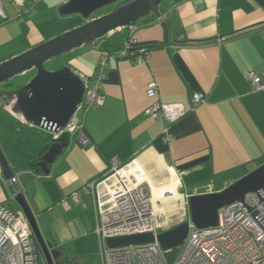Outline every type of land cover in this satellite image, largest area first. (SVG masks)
Instances as JSON below:
<instances>
[{"label":"crops","instance_id":"obj_1","mask_svg":"<svg viewBox=\"0 0 264 264\" xmlns=\"http://www.w3.org/2000/svg\"><path fill=\"white\" fill-rule=\"evenodd\" d=\"M67 1L26 0L19 13L11 0H2L7 19L0 17V64L83 24L79 15L59 14ZM160 11L162 19L123 29L113 43L98 41L95 48L83 46L49 62V70L70 65L87 84H98L105 99L81 112L88 144H81L79 133L71 135L48 175L35 163L55 133L27 124L10 107L0 110V146L16 178L14 186L0 166V204L22 216L14 197L24 195L44 238L71 263L103 264L95 192L83 189L116 165H135L128 175L144 174L149 185L175 182L182 200L220 192L264 163V89H254L248 79L252 73L264 85V0H167ZM163 21L171 30L167 45ZM131 37L158 47L147 58L120 57ZM105 49L109 57L102 67ZM34 75L15 78L14 87ZM151 82L159 86L161 103L189 108L194 94L205 95L169 127L170 141L166 121L146 114ZM78 191L76 203L72 194Z\"/></svg>","mask_w":264,"mask_h":264},{"label":"water","instance_id":"obj_2","mask_svg":"<svg viewBox=\"0 0 264 264\" xmlns=\"http://www.w3.org/2000/svg\"><path fill=\"white\" fill-rule=\"evenodd\" d=\"M163 1L69 0L61 5L58 11L62 17L79 15L85 22L0 64V110L10 107L11 112L20 115L27 124L53 133L64 131L83 104L87 83L70 65L49 70L46 64L83 46L95 48L98 41L102 45L113 43L121 30L131 28L142 20L150 17L162 19L160 5ZM114 4L113 11L93 17L97 11ZM161 24L165 31L164 44L167 45L171 39L170 25L167 21ZM33 70L35 75L27 83L14 87L15 78ZM68 145V142L54 140L35 166L48 175L50 165L56 162ZM0 166L4 177L12 179L14 173L1 146ZM261 190H264V163L220 192L191 195L188 200L190 221L158 234L146 232L110 237L105 244L109 249L154 243L160 244L166 252L178 249L189 235L190 222L199 230L216 228L220 224L222 209L236 203L247 206V197L259 195ZM14 200L36 239L37 264H79L71 263L51 240L44 238L24 195L17 192ZM12 210L19 213L15 208Z\"/></svg>","mask_w":264,"mask_h":264},{"label":"built area","instance_id":"obj_3","mask_svg":"<svg viewBox=\"0 0 264 264\" xmlns=\"http://www.w3.org/2000/svg\"><path fill=\"white\" fill-rule=\"evenodd\" d=\"M26 0H11L18 12L23 11ZM0 17L7 19L2 0H0ZM135 37L128 38L119 51L120 57L138 54L140 59L147 58L150 49L139 46ZM109 54L103 53L101 66L104 67ZM254 89H264L259 77L248 74ZM159 86L151 82L146 90L153 100L146 114L152 119L166 121L168 127L164 137L172 140L169 127L177 123L186 114L203 103L205 95L194 94L190 107L181 103H161L157 100ZM105 96L98 84H87L83 104L79 107L70 124L64 131L54 134L55 141L61 136L70 137L79 133L82 145L89 142L86 136L81 112L89 108L100 107ZM113 174L98 182L90 183L84 191L95 192L96 229L95 233L101 244L103 264H264V190L259 195H249L246 205L236 203L220 211V224L216 228L199 230L190 222V232L173 263L167 259V252L160 244H146L125 248L109 249L105 240L110 237L152 232L158 234L163 230L166 217L157 211L153 203V193L147 182L129 180L124 176L122 167L116 165ZM10 183L15 186L16 178ZM80 192L72 194V200H80ZM172 198L164 192L161 198ZM159 204H161V199ZM189 199V196H188ZM249 208L251 210H249ZM188 221L189 218H188ZM0 264H36L35 238L28 220L15 213L6 203L0 204Z\"/></svg>","mask_w":264,"mask_h":264},{"label":"rangeland","instance_id":"obj_4","mask_svg":"<svg viewBox=\"0 0 264 264\" xmlns=\"http://www.w3.org/2000/svg\"><path fill=\"white\" fill-rule=\"evenodd\" d=\"M165 1H167V0H164L161 3L162 8H163V3H165ZM161 5H160V8H161ZM115 7H116V4L108 6V7H105L103 9L97 11L93 15V17H99V16H102V15H104L106 13H109V12L113 11L115 9ZM74 17H76V16L74 15ZM83 21H84V19H83ZM55 59L56 60L57 59H62V56L57 57ZM55 59H53V61H55ZM46 65H47L46 67L48 69L51 68L49 62ZM134 168H136L135 165L122 167V169H123L122 173L129 180H131V179L134 180L136 178L138 182H145L146 176L144 174H143V177L140 178L142 180L138 179L136 176H129L128 175V173L130 171H132ZM170 183L171 184H170L169 187H167V186H159V185H156V184H154L152 182L150 184V187H151L152 193H153V203H154L156 209L158 208L157 211H160L162 213L164 212L166 214V220H165V224L163 225L164 227H163L162 231L169 230V229H171L172 227H174V226H176L178 224L186 222V220L190 217V215H189L188 196H185V198L180 200L181 198L179 197V194H178V191H177V185L175 184V182H170ZM164 192H168L171 195L173 194V197L172 198L170 197V198H167V199L161 198V196L163 195ZM160 198L162 199L161 200V202H162L161 204H159ZM164 209L166 211H164Z\"/></svg>","mask_w":264,"mask_h":264},{"label":"trees","instance_id":"obj_5","mask_svg":"<svg viewBox=\"0 0 264 264\" xmlns=\"http://www.w3.org/2000/svg\"><path fill=\"white\" fill-rule=\"evenodd\" d=\"M128 1H130V0H124V2H122V3H125V2H128ZM139 46L144 47V48H148V49H152V48L158 47V45H156V44H140ZM139 46L136 45L133 49L137 50ZM58 141L59 142H67V141H69V137L67 135H63V136L60 137V139ZM45 153H46V151L43 154H45ZM178 252H179V249H174L172 251L167 252L166 256H167L168 261L170 263L174 262Z\"/></svg>","mask_w":264,"mask_h":264},{"label":"flooded vegetation","instance_id":"obj_6","mask_svg":"<svg viewBox=\"0 0 264 264\" xmlns=\"http://www.w3.org/2000/svg\"><path fill=\"white\" fill-rule=\"evenodd\" d=\"M113 173L112 172H110V173H108L106 176H104V177H102L101 179H99L98 180V182L100 183V182H102L103 180H105L106 178H108V177H110L111 175H112ZM190 220V219H189ZM186 221H188V219L186 220ZM34 235V234H33ZM35 238V237H34ZM179 249V248H178ZM35 256H36V239H35ZM37 257V256H36ZM168 259V258H167ZM37 264V263H36Z\"/></svg>","mask_w":264,"mask_h":264},{"label":"clouds","instance_id":"obj_7","mask_svg":"<svg viewBox=\"0 0 264 264\" xmlns=\"http://www.w3.org/2000/svg\"><path fill=\"white\" fill-rule=\"evenodd\" d=\"M54 140H55V139H54ZM189 197H190V196H189ZM188 200H189V199H188ZM161 232H163V231H161ZM161 232H160V233H161ZM179 248H180V247H179Z\"/></svg>","mask_w":264,"mask_h":264},{"label":"bare ground","instance_id":"obj_8","mask_svg":"<svg viewBox=\"0 0 264 264\" xmlns=\"http://www.w3.org/2000/svg\"><path fill=\"white\" fill-rule=\"evenodd\" d=\"M175 184H176V183H175ZM176 185H177V184H176ZM176 185H175V186H176Z\"/></svg>","mask_w":264,"mask_h":264}]
</instances>
